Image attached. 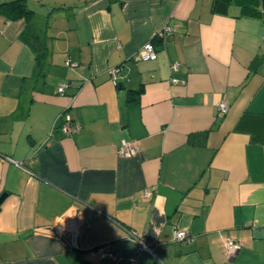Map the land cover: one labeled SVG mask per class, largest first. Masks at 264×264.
<instances>
[{"label":"crops","instance_id":"crops-1","mask_svg":"<svg viewBox=\"0 0 264 264\" xmlns=\"http://www.w3.org/2000/svg\"><path fill=\"white\" fill-rule=\"evenodd\" d=\"M26 2L0 13V264H264V20L213 0Z\"/></svg>","mask_w":264,"mask_h":264},{"label":"built area","instance_id":"built-area-1","mask_svg":"<svg viewBox=\"0 0 264 264\" xmlns=\"http://www.w3.org/2000/svg\"><path fill=\"white\" fill-rule=\"evenodd\" d=\"M161 34H162V32L157 33L158 36ZM137 57H138V59H141V60L156 59L157 51L154 47L153 42L148 41L143 46H141L137 52ZM66 63H69V62H66ZM75 64L76 63L73 62V65H75ZM176 66H177V64H173V67L176 68ZM110 72H111V77H112L113 83L117 84L116 74L118 72V68H112ZM63 88H64V84L61 83L60 86L58 87V91L61 92L63 90ZM218 107H219L220 111L223 113L227 110V105L225 104V102H220L218 104ZM62 129L66 133H72L73 131L76 130V127L71 126L70 123L68 121H66L62 125ZM117 151L120 155H123V156L135 155L138 152L137 143L135 140L122 138V139H120V142L117 146ZM143 194L148 196L150 194V190L146 189ZM70 233H66V239L68 241H70L71 246L77 247L75 238ZM173 237L175 240H187V241L192 240V238L190 236H188V234L182 229H174L173 230ZM127 238L130 240H133L137 244L139 250H148V251L152 250L151 244L149 242L145 241L142 237L138 236L132 230L127 231ZM224 248H225L226 258L228 260H231L237 254L239 249L241 248V244L238 241L234 240L233 238L227 236L224 239ZM96 251H97L98 256L100 258H104L107 256L115 257V252L113 251V247H112L111 243H105V244L97 247Z\"/></svg>","mask_w":264,"mask_h":264},{"label":"trees","instance_id":"trees-1","mask_svg":"<svg viewBox=\"0 0 264 264\" xmlns=\"http://www.w3.org/2000/svg\"><path fill=\"white\" fill-rule=\"evenodd\" d=\"M231 4L239 6V15L260 18L264 20V0H213L212 11L216 13H226ZM30 12L26 0H12L0 3V13L7 18L15 19L26 16ZM156 34L151 42L157 40ZM132 98V97H129Z\"/></svg>","mask_w":264,"mask_h":264},{"label":"water","instance_id":"water-1","mask_svg":"<svg viewBox=\"0 0 264 264\" xmlns=\"http://www.w3.org/2000/svg\"><path fill=\"white\" fill-rule=\"evenodd\" d=\"M4 196H5V192H2V193L0 194V202H1V200L3 199Z\"/></svg>","mask_w":264,"mask_h":264}]
</instances>
